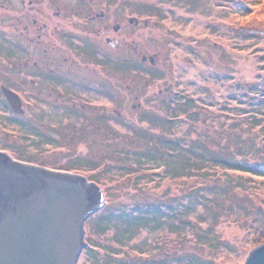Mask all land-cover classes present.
I'll list each match as a JSON object with an SVG mask.
<instances>
[{"label": "rangeland", "instance_id": "1", "mask_svg": "<svg viewBox=\"0 0 264 264\" xmlns=\"http://www.w3.org/2000/svg\"><path fill=\"white\" fill-rule=\"evenodd\" d=\"M134 8L149 23L135 45L156 64L135 60L133 94L120 77L118 105L103 93L93 95L96 107H55L47 138L34 132L31 109L20 120L1 111L0 151L97 184L104 203L84 223L95 251L115 249L132 264H244L264 244V178L214 158L264 162V0H134ZM176 93L194 98L197 113L151 129ZM68 124L82 135H65ZM156 205L166 216L150 223L110 218ZM89 255L77 264H103Z\"/></svg>", "mask_w": 264, "mask_h": 264}, {"label": "flooded vegetation", "instance_id": "2", "mask_svg": "<svg viewBox=\"0 0 264 264\" xmlns=\"http://www.w3.org/2000/svg\"><path fill=\"white\" fill-rule=\"evenodd\" d=\"M147 25L134 0H0V112L20 120L31 109L34 132L47 138L55 107H96L103 93L118 105L120 77L133 94L135 60L151 63L135 45Z\"/></svg>", "mask_w": 264, "mask_h": 264}, {"label": "water", "instance_id": "3", "mask_svg": "<svg viewBox=\"0 0 264 264\" xmlns=\"http://www.w3.org/2000/svg\"><path fill=\"white\" fill-rule=\"evenodd\" d=\"M103 203L100 188L84 176L0 151V264H77L88 246L85 220ZM244 264H264V244Z\"/></svg>", "mask_w": 264, "mask_h": 264}, {"label": "trees", "instance_id": "4", "mask_svg": "<svg viewBox=\"0 0 264 264\" xmlns=\"http://www.w3.org/2000/svg\"><path fill=\"white\" fill-rule=\"evenodd\" d=\"M169 96L170 97H166V99L164 100L165 101L164 106L166 109L165 110L166 111V114H165L166 119L162 118L161 116L157 117V118H159L157 120L158 122L157 123L151 122V125H152V126H150L151 129H158V128L163 129V127L161 126L160 123L164 122L165 120L167 121V123H174L175 120H177L181 116H185V117L187 116L188 119H190L192 116H194L197 113L196 111H194L197 108L196 101L194 98L184 97L183 95H180L179 93H176L172 96L169 95ZM168 120H169V122H168ZM156 124H158V125H156ZM113 134L114 133L112 132L111 135H113ZM105 136H106V134H105ZM158 137L160 138L159 135H158ZM168 142H175V141L172 140V141H168ZM177 146L180 147V145H178V144H177ZM214 159L216 160V162L227 166V168H229V169L237 170V171L244 172V173H249L251 175L260 176V177L264 178V162H262V163L254 162L251 164L248 162H237V161H233V160H230L227 158H214ZM197 191L198 190H196L193 193H196ZM193 193L191 194V192H190L189 194H191V196H192ZM196 198H198L199 201H201L200 204H203L202 203L203 200L200 197H196ZM191 201L192 200L190 198L188 200V202H191ZM192 202L194 203L195 201L193 200ZM187 205H188V203H187ZM154 207L155 208H151L150 210L146 209V212L139 208L140 210L138 209L135 212H128L127 215H125L126 214L125 212L122 213V211L119 210V211H117L118 213L116 215L111 214L110 218H113V217L118 218L120 216L121 218H124V221L126 220L125 225H126V227H128V226L133 225L134 223H137V222L140 223L142 221H146L147 223H150V221H149L150 219H153L154 217H157L159 215L164 216V217L166 216V214H164V211L161 210L162 206L158 207L156 205ZM100 210L105 211L106 208H103V209L101 208ZM101 213H102V211H101ZM90 217L88 218L89 220H90ZM88 219H87V221H88ZM111 220H110V222H111ZM107 223H109V222L107 221ZM107 223L104 226H102L100 229L101 231L104 230L103 231L104 233L107 232L106 230L109 229L108 228L109 225ZM110 249H111V253H110V251L104 252V253H101L99 251H95V249L92 246H88L84 250L86 253L87 252L90 253L89 257H91L92 261H94V262H102L103 264H132V263L124 261V259L121 256L117 257V256H119V252L117 250L109 248V250ZM128 259H129V257H128ZM164 260L165 259H161V258H159L157 260L156 259H149V261L144 260V262H142V264H165ZM185 264H188V263H185Z\"/></svg>", "mask_w": 264, "mask_h": 264}]
</instances>
